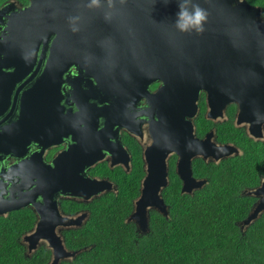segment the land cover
<instances>
[{"label": "water", "instance_id": "obj_1", "mask_svg": "<svg viewBox=\"0 0 264 264\" xmlns=\"http://www.w3.org/2000/svg\"><path fill=\"white\" fill-rule=\"evenodd\" d=\"M137 1L128 0L127 7L135 6ZM233 1L236 0H156L158 6L153 8L157 10V32L172 36L167 40L148 42L153 45L152 54L158 51L153 57L145 55L147 43L137 41L133 42L134 45L128 44L122 61L118 56L112 58L110 65H118L119 62L125 64L127 85L147 88L146 84L156 82L158 76L164 81V86L157 93L147 95L153 142L144 151L147 174L140 198L135 202L130 216L143 231L149 224L148 208H156L166 216L169 214L160 191L168 184L167 159L170 153L178 155L177 168L184 183L182 192H191L199 186L192 176L194 156L204 153L218 159L230 154L225 147L204 151L202 142L194 137L193 124L186 117L193 116L198 108L199 89H205L208 101L213 106H223L234 100L243 106L252 98V94H264V22L257 21L258 10L247 1L238 0L240 3L232 6ZM55 3L56 0H33L30 7L16 12V20L10 21L0 36V73L3 67L13 66L11 62L14 60L25 64L27 59L35 58L38 50L36 43L39 45L43 39L46 45L51 42V36L57 30L58 8ZM100 5L92 10L104 11V4ZM194 5L207 14L203 31H181L177 25L191 23ZM182 8L189 13L184 20L178 19V12ZM3 13L6 14V11H1L0 16ZM100 19L104 22L106 16L103 14ZM82 21L79 23L82 24ZM70 28L71 24L64 25L63 31L68 34ZM95 33L98 34L97 30ZM100 33V37H104L105 32L101 30ZM109 42L99 37L89 41L81 39L78 53H73L66 48L71 43L70 38H64L62 42L53 40L43 74L22 97L27 101L20 106L18 120L13 121L12 125H1L13 117L14 109H10L9 103L0 107V158L8 155L19 158L12 166L0 170V216L31 206L37 214V222L22 241L28 244L30 253L37 249L41 241H46L52 250V259L48 264H59L61 260L74 258L82 251L68 250L64 239L57 233L59 226L72 227L81 223L80 217L61 214L59 197L69 195L88 200L111 188L109 181L89 176L88 169L101 156L97 159L89 157L81 134L72 137L77 143L75 146L69 145L51 162H47L43 156L46 149L59 144L62 134L55 130L46 132L45 128L48 129L52 120H62L75 114L72 109L66 112V107L61 105L64 97L60 96L58 77H64L74 65L80 71L86 68L92 74L99 72L95 77L103 81L106 71H96L94 67L106 66ZM44 51L45 48L42 56ZM67 77L62 79V84L69 82L73 86L69 75ZM181 86L188 87L179 89ZM8 89L3 94L7 95ZM12 91L13 87L10 86V93ZM171 92H174L175 100L182 93H190L184 97L188 101L176 100L172 104L159 105L160 100L166 102L163 98H170L168 93ZM78 107L80 109L81 105ZM86 114L88 112L83 107L75 117ZM154 114L158 120H153ZM31 145H35L37 150L28 153ZM255 193L264 194V191L257 190ZM263 210L264 198L249 212L241 227L250 225Z\"/></svg>", "mask_w": 264, "mask_h": 264}, {"label": "flooded vegetation", "instance_id": "obj_2", "mask_svg": "<svg viewBox=\"0 0 264 264\" xmlns=\"http://www.w3.org/2000/svg\"><path fill=\"white\" fill-rule=\"evenodd\" d=\"M127 1L103 0L100 4H104V11H95L92 10L94 7H88L90 0H56L55 3L56 8H58L57 30L51 36V42L55 39L62 42L64 38H70L71 43L66 48L72 50L73 53H78V43L81 39L89 41L94 37H99L110 41L107 44L109 57L106 66L94 67L96 71H106L103 81L95 77L100 74L99 72L92 74L86 68H81L80 71V68L74 65L69 68L64 77H58L57 83L60 84V96L64 97L61 105L66 107V112L68 109H72V113L76 114L85 107L88 114L78 116V118L74 114L62 120H52L51 124L48 125V129L46 127L44 130L46 132L55 130L62 133L60 140H58L59 144L45 150L43 156L47 162H51L69 145L74 144L75 146L77 143L72 140V137L81 134L83 135L82 142L89 151V157L97 159L99 155L101 156L88 169L89 176L92 179L109 181L111 184L110 189L88 200L69 195L59 197L61 214L74 218L80 217L79 220L81 221L79 225L72 227L59 226L57 233L63 239L64 230L82 227L91 215L88 207L72 211L70 209L72 204L88 205L92 200L107 193H119L121 180L124 181L126 174L130 175L136 169H141L143 173L139 181V195L133 201L134 205L128 221L135 225V230L138 233L145 234L150 232L149 224L153 212L157 211L166 216L156 208H148L149 224L146 231L139 228L135 220L130 219L135 208V202L140 198L143 180L147 174L144 151L153 142L150 127L151 117L149 115L150 100L147 95L157 93L164 86V81L158 76L156 82L146 84L148 85L147 88L127 85L125 81V64H121V62L118 65L110 64L115 56H118L122 61V57L126 56L128 44L134 45L133 42L137 41L147 43L145 45V55L153 57L158 51L152 54L154 48L148 42L154 39L167 40L172 35L157 32L158 27L155 20L157 10L153 8L158 6L156 0H138L135 6L132 7H127ZM239 1H247L248 4L257 9V21L264 22V0ZM239 1H233L232 6L238 5ZM32 2L33 0H0V12L6 11V14L3 13V16H0V22L3 23L0 25V36L6 25L8 26L10 21L16 20V12L30 7ZM103 14L106 16V20L101 22L100 16ZM70 20L72 23H70ZM81 21L82 24L79 23ZM68 24H71V28L66 34L63 31V26ZM94 25L101 28L96 29ZM73 28H75V31ZM95 30L98 32L97 35ZM101 30L105 32L104 37H100L102 36ZM51 42L46 45L43 39L39 45L36 43L35 47L38 46V50L35 53V58L27 59L25 64L22 61L16 62L14 60V62H11L13 66L2 68L0 73V107L9 103L10 109L13 108L14 110L11 115L13 117L4 121L1 125L6 123L12 125L13 121L18 120L20 106L22 102L27 101L22 97L43 74L50 55ZM147 47L149 48L147 49ZM44 48V56H42ZM85 52H88V50H85ZM142 52L143 49L140 50V53ZM67 75H69L73 86L69 82L62 84V79H68ZM10 86L13 87L12 93H10ZM187 87L181 86L178 88ZM6 88H9L7 95L3 94ZM199 90L196 101L198 108L193 116L186 117V120L193 124L194 137L202 142L204 151L209 152L212 149L225 147V151L230 152V154L218 159L216 156L204 153L194 156L191 165L192 176L199 183V186L193 188L191 192H182L184 183L177 168L178 155L175 152L170 153L167 159L168 184L162 188L160 194L169 210L170 205L165 200L164 190L171 185L172 180L180 181L182 194L194 195L197 192L201 193V191H204V193L213 191L212 176L215 174L221 175L222 173L234 172L238 176L240 173L246 182L241 193L244 196H249L252 200L251 212L256 204L264 198V194L255 193L257 190L264 191V94L262 92L252 94V98L248 99L249 101L243 106L238 100L231 101L223 106L220 104L213 106L208 101L205 89ZM189 94L182 93L176 100L187 102L188 99L184 97ZM168 95L170 98H163L167 103L160 100L159 105L172 104L171 102L176 101L173 98L174 92L168 93ZM68 99L69 102H67ZM74 99L80 101L81 104H77ZM79 105H81L80 109ZM6 113L8 114V111ZM152 118L158 120L155 114ZM138 149H140L141 154L136 151ZM35 150H37V147L31 145L28 153ZM138 155L141 157V166H139ZM18 161L19 158L11 155L3 156L0 158V170L10 167ZM227 190L234 195V181L228 180L223 184L220 197L224 200L230 195L227 194ZM64 204H70V208L68 206V209H64ZM27 207L32 208L31 206ZM263 213L264 210L260 213V216ZM168 216L169 214L166 217ZM24 243L28 249V244ZM41 245H45L51 250L46 241H41L38 247ZM50 262L51 260L48 263Z\"/></svg>", "mask_w": 264, "mask_h": 264}, {"label": "trees", "instance_id": "obj_3", "mask_svg": "<svg viewBox=\"0 0 264 264\" xmlns=\"http://www.w3.org/2000/svg\"><path fill=\"white\" fill-rule=\"evenodd\" d=\"M142 173L136 169L126 174L117 194L107 193L88 205H63L72 211L88 207L91 215L82 227L64 230L65 247L82 251L60 264H264V213L241 228L252 205L249 196L241 193L246 185L242 174H215L213 191L194 195L182 194L180 181L172 180L164 190L169 216L153 212L150 232L140 234L128 217ZM228 180L234 181V195L227 190L230 195L224 200L220 190ZM36 222L37 214L29 207L0 216V264L51 260L52 252L45 245L29 254L22 242Z\"/></svg>", "mask_w": 264, "mask_h": 264}, {"label": "clouds", "instance_id": "obj_4", "mask_svg": "<svg viewBox=\"0 0 264 264\" xmlns=\"http://www.w3.org/2000/svg\"><path fill=\"white\" fill-rule=\"evenodd\" d=\"M100 6V0H90L88 7H99ZM206 12L201 9L198 5H194L193 6V11L191 13V23H187V24H178V28L181 31H189V30H193L196 32H201L203 31V24L206 21ZM189 17V13L186 9L182 8L179 12H178V19L180 20H184L185 18ZM70 23H72V21L70 20ZM73 30L75 31V28H73ZM30 233V232H29ZM28 234V233H27ZM26 235V234H25ZM23 242V241H22ZM38 249V247H37ZM37 249L33 250L31 253L28 251L29 254H32L34 251H36ZM70 259V258H68ZM65 260V259H64ZM63 260L60 261V263ZM59 263V264H60Z\"/></svg>", "mask_w": 264, "mask_h": 264}]
</instances>
